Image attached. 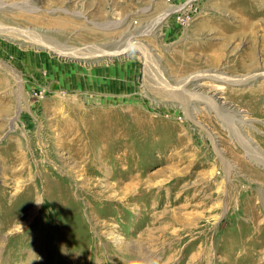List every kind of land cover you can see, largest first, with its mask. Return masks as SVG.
<instances>
[{
	"label": "rangeland",
	"instance_id": "rangeland-1",
	"mask_svg": "<svg viewBox=\"0 0 264 264\" xmlns=\"http://www.w3.org/2000/svg\"><path fill=\"white\" fill-rule=\"evenodd\" d=\"M0 264H264V0H0Z\"/></svg>",
	"mask_w": 264,
	"mask_h": 264
},
{
	"label": "bare ground",
	"instance_id": "bare-ground-1",
	"mask_svg": "<svg viewBox=\"0 0 264 264\" xmlns=\"http://www.w3.org/2000/svg\"><path fill=\"white\" fill-rule=\"evenodd\" d=\"M167 15V14H166ZM163 17V16H162ZM154 28V27H153ZM131 37V36H130ZM133 47V46H132ZM126 50H128V49H126ZM126 50L125 51H121V53L123 52H126ZM120 54V53H119ZM118 54V55H119ZM108 74V73H107ZM200 78L201 77H193V78H191V79H194L195 81L196 80H200ZM195 81H191V80H188V82H190V83H192L191 85H193L194 84V82ZM239 83V82H238ZM195 87L197 86V85H194ZM109 93H110V97L111 98H109L108 100H107V98L105 99L106 100V103L107 104H109L110 106H115V107H113V109H115V110H117V109H122L123 107H121V104H122V93H121V91H119V89L117 88V87H114V86H110V83H109V85H108V90H107ZM194 94L193 95H191L190 97H191V99H192V101L194 102V103H200V102H203V103H205L206 105H209L211 108H215L216 106L214 105V102H213V100H211V97H203V96H200L199 94H196L195 92H193ZM113 94V95H112ZM109 96V95H108ZM107 96V97H108ZM216 109V108H215ZM130 114H124V116L122 115V117L124 118V119H127L128 117H130V119H132L133 118V116L132 115H130ZM224 117H225V115H223ZM227 117V116H226ZM112 119H114V120H116V121H118V120H120L121 118H120V116L119 117H113ZM109 122H108V126H112V124H111V120H108ZM229 121V120H228ZM132 123V122H131ZM237 127V126H236ZM117 134V133H116ZM38 205L39 204H37L36 206H35V208H34V212H36L37 210H38Z\"/></svg>",
	"mask_w": 264,
	"mask_h": 264
},
{
	"label": "clouds",
	"instance_id": "clouds-1",
	"mask_svg": "<svg viewBox=\"0 0 264 264\" xmlns=\"http://www.w3.org/2000/svg\"><path fill=\"white\" fill-rule=\"evenodd\" d=\"M39 206V205H38Z\"/></svg>",
	"mask_w": 264,
	"mask_h": 264
}]
</instances>
